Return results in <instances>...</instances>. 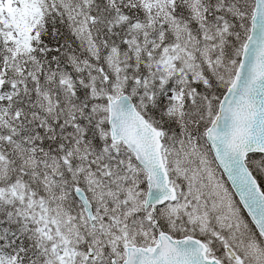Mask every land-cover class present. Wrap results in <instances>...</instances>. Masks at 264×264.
<instances>
[{
  "label": "snow or ice",
  "instance_id": "1",
  "mask_svg": "<svg viewBox=\"0 0 264 264\" xmlns=\"http://www.w3.org/2000/svg\"><path fill=\"white\" fill-rule=\"evenodd\" d=\"M0 264H264V0H0Z\"/></svg>",
  "mask_w": 264,
  "mask_h": 264
}]
</instances>
